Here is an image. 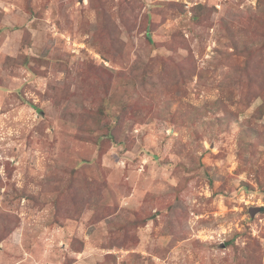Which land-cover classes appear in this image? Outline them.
<instances>
[{
	"label": "rangeland",
	"instance_id": "374dc122",
	"mask_svg": "<svg viewBox=\"0 0 264 264\" xmlns=\"http://www.w3.org/2000/svg\"><path fill=\"white\" fill-rule=\"evenodd\" d=\"M0 264H264V0H0Z\"/></svg>",
	"mask_w": 264,
	"mask_h": 264
}]
</instances>
